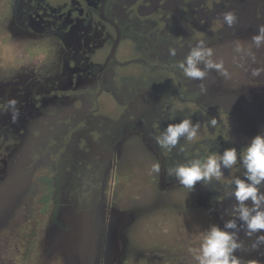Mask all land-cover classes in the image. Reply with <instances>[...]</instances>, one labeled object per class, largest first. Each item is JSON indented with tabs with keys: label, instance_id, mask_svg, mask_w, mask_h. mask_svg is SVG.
Instances as JSON below:
<instances>
[{
	"label": "flooded vegetation",
	"instance_id": "flooded-vegetation-1",
	"mask_svg": "<svg viewBox=\"0 0 264 264\" xmlns=\"http://www.w3.org/2000/svg\"><path fill=\"white\" fill-rule=\"evenodd\" d=\"M7 3L0 41L17 48L9 65L0 60V233L13 226L19 248L24 226L34 230L28 261L45 242L49 261L60 252L70 264H113L126 235L120 204L139 199L127 182L153 186L140 193L153 211L170 193L163 188L183 187L168 169L229 148L239 155L264 133V74L251 75L264 57L244 67L250 79L237 72L235 81L215 71L189 81L175 67L204 41L227 69L231 45H250L264 25V0ZM233 10L238 19L228 27L223 14ZM184 118L200 124L199 138L182 139L183 151L162 149L157 136ZM155 162L161 172L149 174ZM222 170L220 181L195 186L216 215L232 209L226 193L245 171L239 160Z\"/></svg>",
	"mask_w": 264,
	"mask_h": 264
},
{
	"label": "clouds",
	"instance_id": "clouds-1",
	"mask_svg": "<svg viewBox=\"0 0 264 264\" xmlns=\"http://www.w3.org/2000/svg\"><path fill=\"white\" fill-rule=\"evenodd\" d=\"M237 19L234 10L223 14V23L228 27L234 26ZM253 49H264V25L258 28L247 49L240 42H237L235 47L237 53H243L252 64H256L258 61ZM170 54L175 56V49H170ZM213 56V49L206 47L204 41H199L175 67L189 81H203L211 71L230 79V73L225 68L224 62L215 60ZM262 74H264V66L251 69L253 77H260ZM9 104L14 106L16 101H10ZM16 119H18V111L13 115L14 122ZM208 123L211 127H215L217 120L213 118ZM199 131V123L184 118L179 123L169 124L157 136L156 141L162 149L171 151L180 145V150L183 151L185 145L181 144V140L183 139L185 143L193 142L199 138ZM238 160L245 170L244 178L236 177L232 180L231 184L234 188L226 193L227 197L235 198L230 213L234 218L226 220L223 227L212 225L202 234L199 246L189 249L197 264H241L236 255V252L243 247L239 239L241 228L248 237H256L253 248L264 245V190H262L264 189V133L256 135L239 155L236 148H229L220 155L212 154L206 158H195L168 169L169 176H174L180 185L194 191L198 182L209 187L213 181H220L224 174L222 169L233 168ZM160 172L161 164L153 163L149 174L158 175ZM167 230L165 227L164 231Z\"/></svg>",
	"mask_w": 264,
	"mask_h": 264
},
{
	"label": "rangeland",
	"instance_id": "rangeland-1",
	"mask_svg": "<svg viewBox=\"0 0 264 264\" xmlns=\"http://www.w3.org/2000/svg\"><path fill=\"white\" fill-rule=\"evenodd\" d=\"M1 17L0 33L4 32L3 29L6 28L2 25L4 22L2 23ZM7 40L0 41V60L4 65H9V54L11 55V52L17 48L15 44L9 45ZM237 42L243 44L242 41ZM237 42L235 41L231 48H235ZM244 47L247 49L249 44L246 43ZM229 56L227 70L230 73V80L235 81L237 79V72L244 73L243 77L250 79V76L245 74L244 70L248 63L249 68L251 67L250 59L235 50L231 51ZM256 57L258 63H261L263 61L261 57H264V53L261 55L256 54ZM127 183L129 185L127 188L132 191L135 189L139 194V199L135 203V196H132L131 200L128 197L120 204V206H127L123 227L126 235L120 248L115 251L116 258L113 264H197L189 249L199 246L202 234L212 225L223 227L226 220L234 218L230 215L232 209H222L216 215L207 201L205 205H200L202 203L198 202L196 188L194 191H190L185 187L179 188L176 186L166 190L163 188V191H165L164 196L167 194L166 191L170 192L168 196H165L166 200L162 201L164 203L156 202L153 211L146 210L149 204L143 200L140 193L142 190L145 192L153 190V186L151 187V184L148 186L149 182L147 185L139 182L138 184H135V182ZM154 193L151 192L149 195L154 196ZM135 208H139V210H135ZM36 210L38 209L36 208ZM128 210H133V214L131 215ZM137 212H140V215L135 217L134 214ZM25 226L24 228L27 231L23 235L26 241H24L25 244L19 245V248L16 247L13 226L10 227L9 225V235L0 233V264L71 263L60 252L57 253L58 256L54 258V261L51 259L53 262L49 261L46 252L47 243L45 244V242L40 244V250H37L36 255L33 256V252L31 253L33 258L28 261L26 254L32 248L35 232ZM165 227H167V231H164ZM239 239L242 241L243 247L236 252V255L241 264H264V245L253 248L252 245L256 237H248L243 228L239 231ZM59 259L61 261L57 262Z\"/></svg>",
	"mask_w": 264,
	"mask_h": 264
},
{
	"label": "trees",
	"instance_id": "trees-1",
	"mask_svg": "<svg viewBox=\"0 0 264 264\" xmlns=\"http://www.w3.org/2000/svg\"><path fill=\"white\" fill-rule=\"evenodd\" d=\"M8 7L7 0H0V13L4 12Z\"/></svg>",
	"mask_w": 264,
	"mask_h": 264
}]
</instances>
